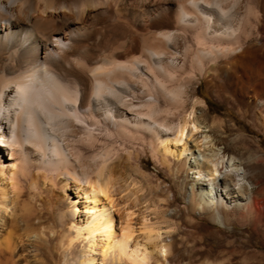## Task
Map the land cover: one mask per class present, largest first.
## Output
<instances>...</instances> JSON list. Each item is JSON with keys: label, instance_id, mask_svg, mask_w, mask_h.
Here are the masks:
<instances>
[{"label": "bare ground", "instance_id": "obj_1", "mask_svg": "<svg viewBox=\"0 0 264 264\" xmlns=\"http://www.w3.org/2000/svg\"><path fill=\"white\" fill-rule=\"evenodd\" d=\"M119 4V0H0V140L6 147L21 146L18 154L12 148L16 155L12 160L0 161L2 195L7 184L15 188L19 173L25 177L30 171L27 165L33 161V148L41 146L30 136L39 133L44 140L50 137L58 149L57 138H62L49 121V115L55 114L71 119V123L66 121L72 127V140L82 148H91L95 142L83 141L75 125L85 126L92 137L95 129L102 128L112 136L106 128L108 122L126 131L132 141L148 144L156 159L173 172L192 170L191 211L199 208L213 222L223 225L233 216L250 221L259 214V220L264 202L250 189L247 169L236 156L225 155L197 118L196 106L203 100L196 98L192 108L185 109L189 100L172 97L162 86L146 102L140 100L146 93L142 83L155 80L158 84L152 68L163 74L167 71L165 64L183 68L187 55L172 42L174 31L136 41L134 26L183 29L193 17L187 7L190 5L209 23L204 36L226 40L231 46L224 49L232 53L236 51L232 45L240 40L232 12L223 0H188L177 8L156 5L151 10L156 15L149 13L147 20L131 11L122 12ZM216 13L227 23L216 21ZM212 23L220 28H212L209 35V28L215 27ZM217 48L219 52L224 50ZM164 99L170 107L159 120L141 109ZM23 117L37 126L29 128L28 142L20 137L25 126ZM110 150L100 156L93 174L61 172L66 181L63 185L68 184L69 177L84 182L80 192L87 199L83 221L77 220L75 200L64 213L71 222L61 240L64 264H98L95 249L102 254V264H149L152 259L147 242L135 233L133 207L142 183L136 175L126 173L124 166L110 161L114 157ZM172 156L177 159L175 164H171ZM70 159L71 165L79 164L77 159ZM49 163H56V159L51 158ZM31 183L34 187L35 182ZM183 218L189 226L202 223L191 216ZM142 224L147 240L153 232L159 233L148 222L142 220Z\"/></svg>", "mask_w": 264, "mask_h": 264}, {"label": "rangeland", "instance_id": "obj_2", "mask_svg": "<svg viewBox=\"0 0 264 264\" xmlns=\"http://www.w3.org/2000/svg\"><path fill=\"white\" fill-rule=\"evenodd\" d=\"M187 1L119 0V5L122 12L131 11L135 16L143 15L148 20L149 13L156 15L151 12L154 6L177 8ZM223 1L225 8L232 12V21L237 24L240 36L239 43L232 45L236 46L232 53L224 49L231 46L226 40L204 36L209 23L200 18L190 5L187 7L193 11L191 24L183 29L134 26L136 41L164 31H174L172 42L187 55L183 68L165 64L167 71L164 74L152 68L158 84L155 80L142 83L146 93L140 100L146 102L160 86L172 97L189 100L185 109L192 108L194 99L203 100L196 106L201 125L215 138L226 156H236L245 166L247 179L252 183L250 189L264 202V0ZM215 18L216 21H225L219 13ZM217 25L209 28V35L213 34L212 28H220ZM217 47L224 50L219 52ZM195 54L198 58H194ZM144 106L141 109L157 120L166 116V109L170 107L165 99L160 104ZM56 116L49 115V121L62 138H57L60 142L58 149L55 150L54 140L50 137L44 140L39 133L35 134L36 137L30 136L41 145L33 148V161L27 165L30 171L25 177L20 173L17 175L18 184L14 189L7 184L6 194L2 195L0 191V264H64L65 249L61 240L71 223L64 213L75 200L79 208L77 220L83 221L87 199L80 192V185L84 182L69 177L68 184L63 185L66 181L61 172L76 170L93 174L100 164V156L107 149H111L114 156L110 160L112 163L121 164L126 173L136 175L142 183L138 190L139 204L133 207L134 225L135 233L143 243L147 242L151 251L149 264H264V204L259 220V214H256L250 221L233 216L224 225L213 222L207 212L199 208L191 211L195 176L192 170L182 168L178 173L173 172L156 159L148 144L139 139L132 141L126 131L108 122L106 128L112 136L103 128L95 129L97 138L94 139L85 126L75 125L83 141L95 142L91 148H82L79 142L72 140L71 119ZM21 120L25 126L20 130V137L28 142L26 137L31 135L30 129L37 126L26 117ZM15 145L6 147L0 140V161L5 158L12 160L16 156L14 154H18L21 146ZM12 148L15 149L14 154ZM71 157L79 164L71 165ZM51 158L58 163L50 164ZM170 159L171 164L177 161L173 156ZM32 181L35 182L34 187ZM183 216H191L202 223L197 227L186 225ZM142 220L155 226L159 232H153L150 240L143 236ZM6 241L11 244L12 251ZM94 252L97 263L102 264L99 249Z\"/></svg>", "mask_w": 264, "mask_h": 264}]
</instances>
